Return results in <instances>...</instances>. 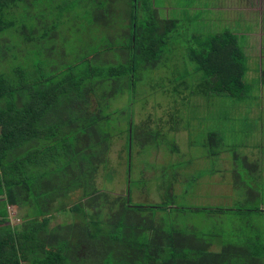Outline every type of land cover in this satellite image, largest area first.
<instances>
[{
    "label": "trees",
    "instance_id": "1",
    "mask_svg": "<svg viewBox=\"0 0 264 264\" xmlns=\"http://www.w3.org/2000/svg\"><path fill=\"white\" fill-rule=\"evenodd\" d=\"M125 1L123 12L107 1L92 2L107 45L59 62L54 49L64 45L67 34L58 30L57 16L47 18L62 6L74 10L77 0H0V66L6 67L0 69V216L9 207L22 210L15 226L0 223V264H264V242L256 237L198 234L178 219L181 209L170 207L172 202L131 206L126 190L120 197L95 186L93 160L102 154L100 164L107 163L111 100L116 105L132 93L136 73L150 69L146 62L155 68L161 46L176 30V21L153 17L138 24V0ZM111 16L117 27L106 19ZM192 40L186 54L201 74L198 88L243 97L247 64L237 37L224 30ZM263 77L264 72L262 82ZM91 98L95 108L83 111ZM124 133L127 151L128 127L117 134ZM78 184L90 212L76 205L81 223L49 229L50 196L72 192ZM209 211L230 215L234 210ZM83 247L88 251L81 257Z\"/></svg>",
    "mask_w": 264,
    "mask_h": 264
},
{
    "label": "rangeland",
    "instance_id": "2",
    "mask_svg": "<svg viewBox=\"0 0 264 264\" xmlns=\"http://www.w3.org/2000/svg\"><path fill=\"white\" fill-rule=\"evenodd\" d=\"M62 1L66 0H58ZM87 1L77 0V7L70 11L62 6L47 18L57 16L58 30L64 29L67 34L64 45L58 44L54 49L59 62L68 56L72 59L74 52L82 54L107 45L94 21L92 2L98 0H90L89 4ZM101 1L122 12L127 6L125 0ZM227 1L138 0V24L144 25L146 19L150 22L153 17L176 21V30L161 46L155 68L152 69V62H146L150 69L136 73L132 93L116 105L111 100L112 107L107 111V163L100 164L102 154L96 155L94 184L101 193L113 196L123 197L126 190L131 206L172 202L170 207L181 209L176 214L178 219L198 234L235 232L240 238L256 237L264 242V212H254L264 209V77L262 82L259 75L246 74L247 91L241 98L202 91L198 88L201 74L195 72V65L186 54L194 46V35L207 37L224 30L240 33L254 29V21H239L232 26V22L221 18L220 8ZM245 1L251 2L252 8L259 2ZM106 19L116 26V18ZM108 54L114 60L115 54ZM0 69L6 71L5 66ZM91 100L83 111L95 108L96 101ZM127 127L131 137L126 151V135L117 133ZM173 182L176 184L168 192L167 187ZM75 188L50 196L49 229L81 223L83 216L73 209L76 205L83 204L90 212L91 207L82 196L83 186L78 184ZM218 208L234 211L230 215L209 211ZM21 214V209L9 207L7 215L0 216V223L15 226ZM87 251L83 247L78 254L83 257Z\"/></svg>",
    "mask_w": 264,
    "mask_h": 264
},
{
    "label": "crops",
    "instance_id": "3",
    "mask_svg": "<svg viewBox=\"0 0 264 264\" xmlns=\"http://www.w3.org/2000/svg\"><path fill=\"white\" fill-rule=\"evenodd\" d=\"M221 18L232 22L254 21V29L241 31L240 33L231 31L238 40V46L243 52L246 64L247 75H261L264 72V3L259 0L257 7L252 8L251 2L245 0H229L223 5ZM241 26V25H240Z\"/></svg>",
    "mask_w": 264,
    "mask_h": 264
}]
</instances>
